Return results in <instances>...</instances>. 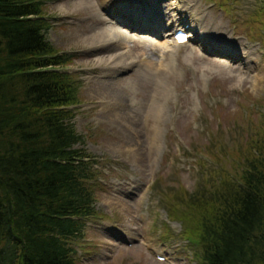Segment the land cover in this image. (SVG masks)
Returning <instances> with one entry per match:
<instances>
[{
  "label": "rangeland",
  "instance_id": "1",
  "mask_svg": "<svg viewBox=\"0 0 264 264\" xmlns=\"http://www.w3.org/2000/svg\"><path fill=\"white\" fill-rule=\"evenodd\" d=\"M42 1L46 39L73 55L64 71L78 88L70 123L83 140L74 147L101 161L91 188L102 217L74 244L77 264H199L180 235L182 218L189 223L181 202L220 184V171L235 173L264 135V0H190L180 13L186 0H155L162 23L124 17L132 66L115 73L104 60L114 48L87 37L109 32L122 0ZM172 17L191 33L170 56Z\"/></svg>",
  "mask_w": 264,
  "mask_h": 264
},
{
  "label": "trees",
  "instance_id": "2",
  "mask_svg": "<svg viewBox=\"0 0 264 264\" xmlns=\"http://www.w3.org/2000/svg\"><path fill=\"white\" fill-rule=\"evenodd\" d=\"M43 7L0 0V264H76L71 244L96 215L98 162L74 147L70 123L78 88L63 69L73 55L46 39ZM249 154L181 202L200 264H264V135Z\"/></svg>",
  "mask_w": 264,
  "mask_h": 264
},
{
  "label": "bare ground",
  "instance_id": "3",
  "mask_svg": "<svg viewBox=\"0 0 264 264\" xmlns=\"http://www.w3.org/2000/svg\"><path fill=\"white\" fill-rule=\"evenodd\" d=\"M70 1H72L70 3H72L74 6L89 2V0H70ZM187 1H189V3H192L190 0L182 1L181 2L182 6L177 5V9H175L173 12H177V13L183 12L182 11L183 7H186ZM120 4L121 5L118 6V10L113 13L114 17L116 18L114 20V23L112 24L113 27L110 26L111 29L109 30V32L106 33V31H104L105 29H99V31H96L94 34L87 37V39L97 42V45L95 47L108 44L106 46L107 48H114L115 51L112 52L110 55H107L108 57L104 59L105 62H108L109 67L107 68V70L113 73L130 68L132 66L131 65L132 63H130L131 61L128 60V55H129L128 53L130 51L127 52V50L123 51L122 49L123 44L127 40L126 34L121 31V29L124 28V26L126 25V23L123 20L124 17L133 16V17H141V18H153L155 21H158V12L154 11V5L156 6L155 0H130V1L122 0ZM169 16H173V15L170 14ZM172 19L173 21L169 23L168 31H172L176 27V25H179L177 24V20H175L176 19L175 17H172ZM158 22L162 23V19L160 17ZM95 23L99 25L100 23H102V20L101 21L96 20ZM155 25H157V22L155 23ZM199 31L201 32V34L206 35L205 29H202L200 27ZM209 37H213L214 39L209 41L208 45H210V42H214L218 38L216 33H212L211 35H209ZM220 39L221 41L226 42V44L229 43L225 35H222ZM171 40H172V36H171ZM169 47L175 48L178 46L174 43V41H171L170 45H168L165 51H163V53L166 52L171 56ZM239 47L241 50L243 51L245 50L243 43H239ZM243 54L245 55V63H249L252 57L251 52L246 50L244 51ZM148 63L152 64L151 62ZM99 86H109V85H99Z\"/></svg>",
  "mask_w": 264,
  "mask_h": 264
}]
</instances>
